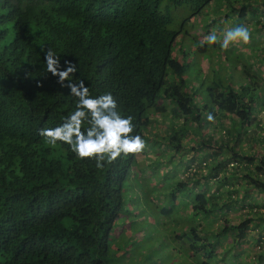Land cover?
<instances>
[{"label":"trees","instance_id":"1","mask_svg":"<svg viewBox=\"0 0 264 264\" xmlns=\"http://www.w3.org/2000/svg\"><path fill=\"white\" fill-rule=\"evenodd\" d=\"M216 2L224 10L217 15L216 7L206 25L249 26L256 52L264 58V35L258 37L264 30V0H0V264H109L115 257L109 248L112 231L129 200L125 185L144 154L122 155L98 169L95 159H79L69 145L46 142L39 131L61 125L77 103L71 88L47 71L48 48L68 72L66 85L83 81L92 97L110 92L121 116L133 117V135L152 150L179 152L184 170H193L171 177L164 201L148 197L152 205L145 213L134 205V228L140 230L144 216L157 224L151 234L170 224V235L160 242L174 244L179 264H243L237 251L250 228L264 219L249 193L260 192L264 206V135L254 132L257 111L264 106L260 75L226 55L232 79L248 82L235 86L213 80L198 105L193 91L184 87V60L172 54L181 34H186L184 44L192 39L196 58L210 54L208 44L201 47L195 34L189 37L187 24L208 15ZM185 46H180L184 58ZM161 101L172 104L169 116L159 113L170 129L165 138L149 133L155 115L150 113ZM208 113L218 126L207 120ZM88 126L85 122L84 129ZM209 126L193 147L200 158H187L185 134H200ZM241 144L244 149L236 147ZM163 154L151 159V169L158 170ZM223 154L227 157L218 159ZM235 180L246 188H234ZM186 205L188 215L182 213ZM236 205L248 208L238 222L206 229L213 216L227 215ZM263 230L257 243L264 239ZM226 235L232 236L231 260L225 258L227 250L216 259L217 240ZM255 264H264V250Z\"/></svg>","mask_w":264,"mask_h":264},{"label":"rangeland","instance_id":"2","mask_svg":"<svg viewBox=\"0 0 264 264\" xmlns=\"http://www.w3.org/2000/svg\"><path fill=\"white\" fill-rule=\"evenodd\" d=\"M216 7H218L217 15H219V11L224 10L223 4L221 2H216L208 8V15L199 19H193L190 22V26H188L189 32L195 34L197 41L200 43L205 36L209 35L213 31H215L218 39L222 41L224 38V33L229 29L235 28V25L229 23L228 21H224L222 22V24L220 23L215 26L206 25L209 22L210 18L215 15V12L212 11L216 10ZM204 24L206 26H204ZM247 28L249 29V26H247ZM258 32V37L262 38V35H264V30ZM256 46L257 44L256 42H254L253 33H251V42L247 45L243 44L242 42L233 43L229 47V49L225 51L222 50L220 48V44L217 43L210 46L212 50L208 56H206L205 58H196V60H194V68H198L199 71L196 72L193 83H191L187 87V89L192 90L196 95V103L200 105L203 101L202 99L206 98L204 87L210 85L211 81L213 80H226L227 82L233 83L235 86L239 83L245 84L246 82H248V79L240 82L236 81L234 78L232 79V77L234 76L232 65L230 64L228 59H226V55L229 57V59L235 58V60L239 62V65L245 67V69H249V71H253L259 74L261 78V80H259L261 81L260 85L264 87V58H262L261 55L259 56V54L256 52ZM191 48H194V46L188 45L187 49L190 50ZM176 49L177 47H175V50ZM204 71H206V73ZM182 122L184 123L183 119L178 121L177 126H179ZM256 122L259 123V127L254 132H256L260 136L264 135V106H259V110L256 114ZM212 124L218 126L216 120ZM225 124H228L227 120H225ZM193 126V122L190 121V119H187L186 128H191L192 130V128H194ZM211 126H209L208 129L205 128L200 134H185L183 152L185 153L187 158H189L190 156H194L196 159L200 158L199 153H195L193 147L196 146V143H198L202 137H205V132L211 129ZM149 133L151 135H161L160 138H165V136L170 133V129L168 130L166 128L165 122L158 121L157 123H155L154 127L150 128ZM215 135L217 138L218 135ZM245 146L246 144L236 145L237 148L241 149H244ZM161 153H164L162 155L164 161L159 166V170L162 171V174H160L158 170L151 169L149 166L151 164V159H155V157L159 156ZM226 157L227 155L224 156L223 154L219 155L218 159H223ZM185 164L186 162L182 161V159H179V152L173 151L170 153L166 152V150L162 152L161 150H156V148L152 150L146 146L144 154L139 157L135 164V167H133L132 169V176H130V182L132 181V188L128 189L129 179L127 180L125 185V197H128L129 200L124 206V212L120 214L119 218L115 222V228L112 231L111 243L109 246L110 253L113 252L118 260L114 261V257V260L110 259L109 264H118L120 261V264H179L181 255L174 254V244L172 246L171 242H168L167 244L164 242H160V238L163 235H170L168 233V231L170 230H167L170 224H163L162 227L164 229H161V225L157 226L156 232L151 234L153 230L151 225L157 224L149 217H138L142 225L139 228L140 230L137 231L134 228L136 216L134 215V212L132 214L131 210L134 205L137 204L140 207L136 208V211L145 213V210L148 209L147 207L152 205L148 197H152L153 199L159 197V199L157 198V203L159 200L164 201L167 191L170 189L169 178L174 176L176 178H183L187 175H191L190 172H192L193 170H184ZM197 164L198 162L195 163L194 168H196ZM202 164L203 165L200 168V171L203 168L202 171L205 173L207 171V167H205V162H202ZM172 167H175L176 171H173ZM182 170H184V173H181ZM155 171L157 172L154 173ZM228 173H230V171ZM223 174L224 173H222V175ZM173 181L174 180H172L171 182ZM213 185L216 184L215 182L211 181L209 186L207 185L209 187L208 189L210 190L211 188V190L213 191ZM236 185H238L241 190H244L246 188V183L242 181L240 184H238V182L235 180L234 188L236 187ZM249 193L252 196L251 202L257 204L255 208H259L260 211L264 213V206L261 202L263 195L260 192H256L253 190H250ZM247 203H249L248 199L245 200V204ZM189 208V205L184 206L182 209V213L188 215L189 212H185V210L190 211ZM247 211V207L243 205H236L234 208H231L229 210L227 215L217 214L216 216H213L211 225H207L206 229H212L211 226L219 227L222 225H228L229 222H238L239 217L247 213ZM146 218L148 219L145 220ZM198 222H200V220H198ZM204 227L205 221H203V223L199 226V229H203ZM261 227H264V219L260 220L257 225L250 228V230L248 231L247 241L241 245V250L237 251V253L241 256L240 260L243 262V264H255L257 254L264 250V239L259 243L256 242V238L259 235L258 232ZM155 238L156 240H154ZM228 244H233L232 236L230 235H226L225 238L217 240L216 259L222 258L225 250H227L225 258L231 260L232 256L230 255V253L233 252V250L229 249Z\"/></svg>","mask_w":264,"mask_h":264},{"label":"clouds","instance_id":"3","mask_svg":"<svg viewBox=\"0 0 264 264\" xmlns=\"http://www.w3.org/2000/svg\"><path fill=\"white\" fill-rule=\"evenodd\" d=\"M188 26H190V23L187 24V27ZM187 34H189L191 38L192 33L188 32ZM185 35L186 34L183 36V34H181L177 37V41L172 49V54L180 61L184 60L186 64L181 77L185 80L184 87L187 89V87L193 83L195 74L199 69L194 68V60H196V48L194 43L192 39H190V43L184 44ZM239 42L245 45L251 42V33L247 27L238 26L229 29L224 33L222 41L218 39L215 31H213L204 37L201 41V47H203L205 43L209 46L219 43L220 48L227 51L233 43ZM181 44L186 45L184 47V51L187 53L185 58L183 54L180 53ZM188 45H193L194 48L188 50ZM175 47H177L176 50ZM44 59L47 71L59 77L58 83H60L61 86H69L71 88V95L75 96L77 99L76 110L65 117L61 125L55 128H44L39 131V134L45 138L47 143L56 145L57 142H61L69 145L71 151H73L79 159H95L98 169H102L105 163L112 164L122 155H139L144 152L146 148L145 140L139 134L133 135L135 127L133 124V117L121 116L117 111V101L110 92L92 97L89 94L88 87L84 86L83 81H79L76 85H66L65 81L68 80V72L67 70H61L60 59L51 48L45 51ZM66 63L70 64V62L67 61ZM72 70H75L74 66ZM204 72L206 73V71ZM195 96L196 95L193 94V98L196 101ZM171 108L172 104L168 101L158 102V106H156L157 110L150 113L155 115L150 116L153 124L151 122L149 129L154 127L155 123L158 121L163 122L159 113H165L169 116ZM207 120L209 122H215V117L212 113L207 114ZM85 122L89 125L86 129H84ZM165 150L166 149H164L163 152ZM171 152L173 151H170V153ZM158 172L162 174L161 170ZM169 179L170 181L173 180L171 178ZM130 184V188H132V181Z\"/></svg>","mask_w":264,"mask_h":264}]
</instances>
